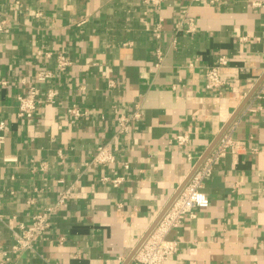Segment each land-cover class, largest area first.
I'll list each match as a JSON object with an SVG mask.
<instances>
[{
  "label": "crops",
  "instance_id": "1",
  "mask_svg": "<svg viewBox=\"0 0 264 264\" xmlns=\"http://www.w3.org/2000/svg\"><path fill=\"white\" fill-rule=\"evenodd\" d=\"M0 13V249L73 186L44 237L8 264H131L225 133L239 146L214 164L195 217L168 234L178 248L166 264H264V0H0ZM57 52L72 64L38 80ZM218 55L225 84L207 90ZM31 86L40 101L20 117ZM136 110L118 133L117 117ZM101 143L109 165L91 162Z\"/></svg>",
  "mask_w": 264,
  "mask_h": 264
},
{
  "label": "built area",
  "instance_id": "2",
  "mask_svg": "<svg viewBox=\"0 0 264 264\" xmlns=\"http://www.w3.org/2000/svg\"><path fill=\"white\" fill-rule=\"evenodd\" d=\"M147 1V0H146ZM153 1V0H149ZM213 2L214 0H210ZM187 20V31L192 32L195 30V25L192 18ZM182 26L181 22L177 24ZM5 22L1 18L0 13V31H5ZM46 56H50V52L45 53ZM158 64L162 63V53L157 50ZM228 58L225 55H218L214 65L206 68L204 71V86L207 90L219 89L225 84L223 78L220 75L222 67L227 65ZM72 64L68 55L63 52H57L55 56L54 70L43 69L38 71L37 78L40 81L51 78L58 71H65L68 66ZM113 82H111L112 84ZM55 95V92L48 90L47 100L51 101ZM40 100L36 97V88L31 86L27 93L18 94V112L20 117H31L36 109L37 103ZM68 111L78 117L83 112L72 105L68 108ZM140 113L136 110L130 115H119L117 117L118 133H124L129 130V122L131 120L140 119ZM6 129V123L0 120V130ZM3 136L0 135V141ZM177 142L179 144L184 143L186 140L185 135H178ZM239 146L237 141L232 140L229 134H223L217 143L213 151L204 159L202 164L196 168V170L190 175L189 179L179 191L178 195L173 199L169 207L163 212L159 220L147 233V235L141 240L136 251L132 254L131 264H166L177 252L178 242L175 239L168 238V234L173 229H176L186 217H195L194 208L200 206L206 202V196L203 193L202 188L206 180L213 172L214 164L222 159L228 152L237 150ZM115 154L112 148L108 144H98L95 152L92 156L91 162H95L101 165H109L115 161ZM103 181L108 179L107 176L101 178ZM122 176H115L110 178V182L114 186H118L122 182ZM73 186L60 190L58 200L53 206L43 208L44 210L35 213L31 217L30 223L27 225H21L20 230L15 233L14 244L7 249H0V264H8L13 254L31 250L34 248V243L40 238L44 237L46 230L50 227V219L52 214L57 211V206L62 204L64 200L69 196ZM1 216V214H0ZM51 264H69L63 261L54 262Z\"/></svg>",
  "mask_w": 264,
  "mask_h": 264
},
{
  "label": "water",
  "instance_id": "3",
  "mask_svg": "<svg viewBox=\"0 0 264 264\" xmlns=\"http://www.w3.org/2000/svg\"><path fill=\"white\" fill-rule=\"evenodd\" d=\"M185 183H186V181H185ZM185 183H184V184H185ZM184 184L182 185V187L184 186ZM173 199H174V198H173ZM171 202H172V201H171ZM168 206H169V205H168ZM168 206H167V208H168ZM165 210H166V209H165ZM165 210H164V211H165ZM164 211H163V212H164ZM163 212H162V213H163ZM163 214H164V213H163ZM161 215H162V214H161ZM161 215L156 219V221L154 222V224L152 225V227L156 224V222L159 220V218L161 217ZM152 227L148 230V232L152 229ZM148 232H147V233H148ZM147 233L145 234V236L147 235ZM145 236H144V237H145ZM144 237H143V238H144ZM143 238H142V240H143ZM135 251H136V250H135Z\"/></svg>",
  "mask_w": 264,
  "mask_h": 264
}]
</instances>
